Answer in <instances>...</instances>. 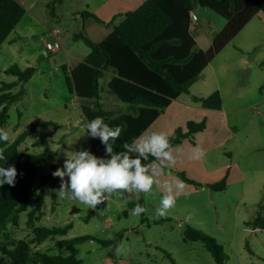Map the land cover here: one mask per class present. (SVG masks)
<instances>
[{"label":"rangeland","instance_id":"obj_1","mask_svg":"<svg viewBox=\"0 0 264 264\" xmlns=\"http://www.w3.org/2000/svg\"><path fill=\"white\" fill-rule=\"evenodd\" d=\"M102 1L104 0H55L53 4L56 16L52 17L50 25L46 27L34 22L29 16L23 17L0 48V86L17 79L5 72L9 67L17 65L23 70L27 67L34 68L32 78L24 85L23 96L9 107L6 130L10 141L29 131L18 146L19 152L53 154L50 160L41 164L38 178L50 174L53 167L62 168L67 152L90 151V140L84 128L87 121L81 105H92V101L81 100L70 93L66 79H71V75L69 70H63V65H69L65 52H78L81 55L88 51L84 41L75 37L80 33L81 26L77 13L92 12ZM194 12L196 25L193 36L199 39L201 45H205L223 29L226 20L200 6ZM54 28L61 30L60 43L64 48L57 53L49 51V40L51 36L54 38L51 30ZM260 41L262 45L254 53L249 52L248 56L246 52L236 51L237 45L245 50L243 47H251ZM247 57L250 62H255V58L264 59V25L258 17L229 43L225 53L213 65L218 69L219 64H228L230 68L229 72L223 75L220 72L219 75L222 82H230L233 91L224 95V105L231 110L226 121L229 139H226L227 136L217 126H213L214 129L209 131L206 138L210 134L217 138L218 144L209 150L206 148L207 144L202 146V149H206L198 162L200 167L202 165L200 170L187 162L177 171L170 168L166 170L174 174L182 172L188 178L204 183L209 180L205 175L210 173L209 178L212 179L211 172L214 169L227 168V188L215 191L206 186L197 187L196 192L183 195L176 201V207H173L180 211V225H177L178 218L176 220L170 216L173 222L168 226H175L172 230L158 227L143 232L166 245L172 251L176 264H216L201 242H184L183 232L188 225L203 230L223 246L228 255L226 264H264V230L254 229L248 224L258 215H264V86L258 82L260 77L257 66L246 69L243 60H247ZM111 77V72H107L99 81L101 106L108 111L126 112V104L114 97L107 88ZM240 80H247L249 85L244 96L236 98L235 92L244 89L240 90V86L236 85ZM19 89L20 86L13 92ZM40 122H53L55 125L37 126ZM191 140L196 142L195 135ZM60 183V178L56 177L44 187L45 201L41 220L35 224L42 227H64L72 223V228L65 236L50 238L40 244L38 250L50 255H69L67 250L56 247L55 240L88 234L104 239L116 230L122 233L117 239L120 237L125 243L143 238L141 231H125L130 227L127 226L128 221L123 213L124 210L129 211L125 199L127 195L130 202L136 201L134 195L125 193L123 198L115 196L93 210L76 201L60 199L56 193ZM159 192L161 191L154 183V195L149 196L145 203L147 218L156 215L161 198ZM35 196L34 193L28 209L34 206ZM27 221V212L21 213L17 226L9 224L0 230V239L7 238L8 242L29 240L33 236V226ZM122 224L126 228H119ZM88 249L93 250V253H87ZM106 250L97 243L85 242L78 248L77 257L85 264H103L102 255ZM169 259L162 264H175L172 256Z\"/></svg>","mask_w":264,"mask_h":264},{"label":"trees","instance_id":"obj_2","mask_svg":"<svg viewBox=\"0 0 264 264\" xmlns=\"http://www.w3.org/2000/svg\"><path fill=\"white\" fill-rule=\"evenodd\" d=\"M197 6L209 9L226 20L225 26L214 36L207 50L198 46L190 30V12L195 11ZM25 13V7L17 0H0V48ZM259 14H264V0H146L137 9L116 16L112 20L114 30L104 41L92 43L82 34L78 36L84 40L90 52L83 61L70 69L71 79H66L68 89L79 99L92 101V105H81L86 121L100 116L110 127H121L122 132L114 144V151H123V142L131 143L146 130L152 132L150 128L156 119L174 100L189 92L206 67ZM81 15L102 22L90 12H82ZM63 70L66 72L65 68ZM109 71L113 76L107 88L114 97L126 104V112L108 111L101 106L99 81ZM5 72L17 79L0 86V128L4 129L9 118V107L23 96L24 85L32 78L34 68L23 70L13 65ZM18 86L19 91L13 92ZM193 101L208 109L222 108V98L217 91L208 97L194 96ZM36 125L55 124L40 122ZM205 128L206 121H190L185 127L176 128L168 135L171 148L185 140L194 143L191 137ZM28 133L23 132L14 141H0V150L7 158L6 161L0 160V167L14 166L17 172L14 186L7 183L0 186V230L9 224L17 226L20 214L27 212V222L33 226V236L27 241L8 242L7 238L0 239V264H84L77 257L80 244L94 241L107 246L112 242L83 235L55 240L56 247L67 250L69 255H50L37 249L50 238L65 236L71 230L72 223L64 227L35 224L41 220L44 187L56 178L52 176L56 168L53 167L50 174L38 178L41 164L50 160L53 154L19 152L18 146ZM88 137L90 152L97 157L108 158L99 138ZM155 160L149 156L142 163L149 167ZM176 174L184 182L198 187L206 186L215 191L227 188L226 177L211 184H202L182 172ZM34 193V206L28 209ZM248 224L254 229L264 230V215H258ZM183 240L186 243L201 242L216 264H226L228 255L223 246L203 230L188 225L184 229Z\"/></svg>","mask_w":264,"mask_h":264},{"label":"crops","instance_id":"obj_3","mask_svg":"<svg viewBox=\"0 0 264 264\" xmlns=\"http://www.w3.org/2000/svg\"><path fill=\"white\" fill-rule=\"evenodd\" d=\"M17 1L20 4H22L26 9V13L24 17L29 16L34 22L39 23L43 26L47 27L48 25H50L52 17L56 16L54 4H53L55 0H17ZM56 1H62V0H56ZM145 1L146 0H104L102 1L99 7H97L92 12H90L96 15L102 22H99L95 18L90 16H82L81 15L82 12L77 13L81 19V26H79L80 33L78 35H75V37L77 38V36L82 34L84 38H86L92 43H100L104 41L114 30L115 25L114 23H112V20L116 16L124 14L127 11H132L137 9ZM254 19H252L244 27V29H246V27H248ZM258 19H260V21L264 25V14H259ZM214 36L211 37L209 43L204 42L205 45H201L199 39L196 37L194 38L201 49L207 50L211 46ZM53 41L54 39L51 36L49 43H52ZM228 45L206 67V69L203 71L199 79L194 84H192V86L189 89V92L186 94H182L176 100H174L172 104L165 110V112L162 113L156 119V121L151 125L150 128L151 131L165 132L168 135H171L176 128L185 127L186 124L190 121H196V122L206 121V128L195 135L196 137L195 143H192L189 140H185L182 144L171 148L172 155L174 157V162L170 163L165 161L164 164L161 165V162L156 159L154 162H152L149 165L148 167L149 174L153 176L156 187L159 188V190L161 191L159 192L160 197L167 194L165 188L163 187L165 184L171 185L173 189V195L175 196L176 201L179 200V198H181L185 194H191L196 192L198 186L186 183L180 177H178L177 174L168 171L166 172V170L170 168L171 170L177 171L182 167H184L186 162L189 165L195 167V169L197 168L198 170H200L202 165L200 167L198 162H200L202 158L192 159L190 157L193 154V150L196 149L197 147L202 149V146L204 144H207L206 148L207 150H209L218 144V143L216 144L217 142L216 137H211V135L209 134V138H206V135L209 133V131L214 129L213 126H217L220 129V131H222L223 134L227 136L226 138L227 140L230 137V133H228L229 131L226 126V121H227V116L231 110L227 109L224 105V95L233 92L232 85L229 84L230 82L228 81L222 82L219 78L220 72L221 75H223L224 73L229 72L230 68L228 64H224L223 66L219 64L218 69L213 66L215 60L218 59L221 55H223V53H225V50L227 49ZM260 45H262V41H260L259 44L257 43L252 44L251 47H243L246 48L245 50H243L242 47H238V45L235 48L236 51H239L241 53L246 52L248 56L249 52L254 53ZM63 50L64 48L61 46V49L57 50L54 53ZM49 51L51 52L50 49ZM89 52H90L89 47H88V51L84 52V54L81 55H78L77 54L78 52L74 54L65 52L66 60L68 61L69 65L64 64L63 68H65L66 71L67 70L70 71V69L73 66L83 61L85 57L89 54ZM72 61H74L75 63H73ZM243 63H245L247 70H250L254 66H257L256 68H258V73L260 77V80H258V82H261L260 83L261 86H264V59L259 60L258 58H255V62L254 61L250 62V58L247 57V60H243ZM111 74L113 76L112 72ZM236 85L240 86V90L242 88L244 89L242 91H236L234 96L236 98H242V96H244L245 90H247L249 83H247V80L244 81L240 80V83L237 82ZM216 91L220 93L222 98V108L219 110L204 108L200 104L195 103L193 101L194 96L208 97L209 95H211ZM183 96H185L186 98H182ZM206 148L202 150H205ZM211 173H213L212 179L209 178L211 176L209 173V175H205V177L209 180L204 181V183L202 182L200 183L211 184L221 180L224 177L227 178V182L229 180L227 168L214 169L213 172ZM177 179L183 182L182 189L176 188ZM125 202L128 205L129 211L124 210L123 213H124V217H126V220L128 221L127 226H130L129 229H126L125 231L129 233H136V232L139 233L140 231L143 233L144 231L151 230L152 228L158 229V227H162L164 229L167 227V229L172 230L175 226L172 225L168 226L173 222L170 216H173L176 220L178 218L179 220L180 211L177 208H172L170 210V213H167L165 217H158L157 215H154L153 217L147 218L145 216V211L138 216L131 214L132 209H134L137 204H140L145 209L146 199L144 198L143 193L141 194V198L139 200L136 201L132 200L131 202L129 201V198L126 195ZM180 223L181 220H179V223L177 225H180ZM119 228L124 229L126 228V226L122 224ZM121 235L122 233L116 230L112 234L107 235V238H104V240H109L112 243L107 246L101 245L107 249L102 255L101 262L103 264H162L163 262L169 259V256L166 254V252L174 259L172 251L167 249L166 245L161 243L159 240L151 239L147 234L143 233V238L140 240L137 241L129 240L126 243L121 240L120 238ZM118 236H120L119 239H117ZM88 242L96 243L94 241H88ZM83 244L84 243L80 244L78 248L82 247ZM87 253L89 254L93 253V250L88 249ZM174 261H175L174 263L176 264L177 262L175 259Z\"/></svg>","mask_w":264,"mask_h":264},{"label":"clouds","instance_id":"obj_4","mask_svg":"<svg viewBox=\"0 0 264 264\" xmlns=\"http://www.w3.org/2000/svg\"><path fill=\"white\" fill-rule=\"evenodd\" d=\"M84 128L90 137L99 138L108 158L97 157L88 150L67 152L63 167L52 172V176L59 177L61 181L56 192L60 199L76 201L94 210L97 205L110 198H123L125 193L134 195L137 200L141 198L142 193L145 199L154 195L155 181L142 161L151 156L159 160L161 165L165 161L174 162L167 133L146 130L131 143L123 142V151L117 152L114 151V144L120 138L121 127H110L102 117L97 116L87 121ZM9 140V132L0 128V141ZM203 156V150L197 147L190 158L200 159ZM6 159L0 150V160ZM16 175L14 166L0 167V186L5 183L14 186ZM163 187L167 194L160 198V204L156 208L158 217H165L176 202L171 185L165 184ZM176 188L182 189L183 182L177 179ZM144 211L145 209L137 204L131 214L138 216Z\"/></svg>","mask_w":264,"mask_h":264},{"label":"built area","instance_id":"obj_5","mask_svg":"<svg viewBox=\"0 0 264 264\" xmlns=\"http://www.w3.org/2000/svg\"><path fill=\"white\" fill-rule=\"evenodd\" d=\"M195 12L191 11L190 12V17H191V25H190V30L194 31L195 30V25H196V20H195ZM51 34L53 35V39L54 41L52 43H50L49 47L51 48V52H56L57 50H59L61 48V43H60V39H61V30L58 28H54L51 31Z\"/></svg>","mask_w":264,"mask_h":264}]
</instances>
